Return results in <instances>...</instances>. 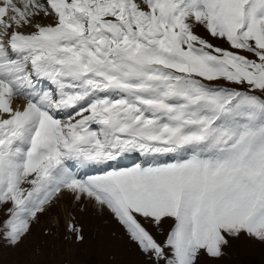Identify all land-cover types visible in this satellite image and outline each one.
Here are the masks:
<instances>
[{
    "label": "snow or ice",
    "instance_id": "obj_1",
    "mask_svg": "<svg viewBox=\"0 0 264 264\" xmlns=\"http://www.w3.org/2000/svg\"><path fill=\"white\" fill-rule=\"evenodd\" d=\"M104 228L143 264L264 254V0H0V264Z\"/></svg>",
    "mask_w": 264,
    "mask_h": 264
},
{
    "label": "rangeland",
    "instance_id": "obj_2",
    "mask_svg": "<svg viewBox=\"0 0 264 264\" xmlns=\"http://www.w3.org/2000/svg\"><path fill=\"white\" fill-rule=\"evenodd\" d=\"M86 232L89 229H95L99 225V220L91 212L87 213L83 218ZM51 223V222H49ZM46 225L42 223L41 228ZM167 228V225L165 226ZM36 231V229H34ZM108 228H104L102 236L97 239L94 247L85 245L82 249H78L74 257H68L66 254L59 256L55 260V264H64L69 261V264H143V257L138 254L134 246L126 245L123 249L114 247L115 241H108ZM155 232V230L153 229ZM109 243L107 251H103L105 244ZM121 243H124L122 240ZM117 251V256L114 260L109 259L111 251ZM8 257L5 256V259ZM224 264H264V254L259 248H255L250 252L235 253L230 258H227Z\"/></svg>",
    "mask_w": 264,
    "mask_h": 264
}]
</instances>
